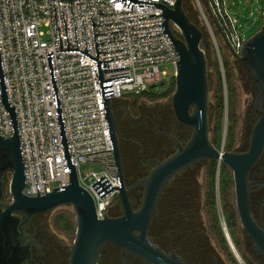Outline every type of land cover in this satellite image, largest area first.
Wrapping results in <instances>:
<instances>
[{
	"label": "built area",
	"instance_id": "obj_1",
	"mask_svg": "<svg viewBox=\"0 0 264 264\" xmlns=\"http://www.w3.org/2000/svg\"><path fill=\"white\" fill-rule=\"evenodd\" d=\"M142 1L172 9L176 0ZM210 8L229 22L231 38L223 27L218 29L239 55L244 42L237 20L223 0H211ZM163 25L162 9L144 5L130 10L121 0H0V56L7 101L15 107L25 196L37 197V190L43 196L69 182L47 58L52 52L78 184L92 196L99 219L103 213L110 215L118 192L101 199L91 186L104 176L112 188H118L104 102L110 99L112 104L123 93L139 96L165 82L167 73L159 70L161 64H170L175 75L179 58ZM172 30L178 37V30ZM12 136L10 115L0 102V137ZM84 165L97 171L81 175ZM218 218L235 258L244 264L231 246L219 212Z\"/></svg>",
	"mask_w": 264,
	"mask_h": 264
},
{
	"label": "water",
	"instance_id": "obj_2",
	"mask_svg": "<svg viewBox=\"0 0 264 264\" xmlns=\"http://www.w3.org/2000/svg\"><path fill=\"white\" fill-rule=\"evenodd\" d=\"M121 1L123 6L130 10L136 9V6L144 8V5H147V8L152 6L162 9L164 32L179 58L174 75L175 90L171 97L172 107L176 119L191 127L193 134L184 148H179L173 156L158 164L141 181L143 194L140 207L135 211L129 198L130 188L126 187L123 179L117 127L111 100L107 99L104 106L111 143L109 148L113 151L118 188H112L104 176L91 186L101 199L117 191L121 215L110 217L103 213L104 217L99 219L95 211L94 200L86 190L79 186L70 159L52 67V52H48L47 58L62 147L69 170V182L67 186L56 188L49 194L38 196L37 190V197H27L23 194L26 177L15 107L9 105L7 101L0 56V102L10 115L13 131L11 138L0 137V264H21L28 258V245L21 244V225L27 219L35 214L46 213L64 206L72 207L76 223L69 264H96L101 249L107 244L120 248L124 255L135 256L146 264H183L177 257L165 255L151 243L148 228L156 214V205L162 190L176 175L202 159L222 161L226 167L235 170L236 205L241 227L251 239L254 254L264 257V232L255 224L251 216L244 183L246 169L245 171L240 170L241 164L245 162L248 167L260 153L264 133V114L254 133L258 139L253 138V146L249 154L236 156L216 150L209 141L207 124L209 83L206 54L209 51V44L201 30L187 18L182 8V0H176L172 9L142 0ZM172 27L178 30V37L174 35ZM238 59L253 73L257 82V90L264 96V13L260 30L244 42ZM160 87H165V83L153 85L150 90L158 91ZM190 110L191 113H189ZM6 175H9L8 188L11 198L8 204L3 202ZM19 213L25 215L24 222H21V219L15 215Z\"/></svg>",
	"mask_w": 264,
	"mask_h": 264
},
{
	"label": "flooded vegetation",
	"instance_id": "obj_3",
	"mask_svg": "<svg viewBox=\"0 0 264 264\" xmlns=\"http://www.w3.org/2000/svg\"><path fill=\"white\" fill-rule=\"evenodd\" d=\"M225 46L231 54L228 69L223 65V62L219 65L216 58L211 60V64L206 59L209 91L211 78L225 72L229 75L228 78L231 79V82L234 81L233 85L231 84V89L233 88L235 92L234 87L237 88L245 100L243 107L238 108L237 116L235 115L232 119L226 143L221 144L220 147L214 138V129L209 127L212 114L208 110V136L211 145L216 150L236 156H245L249 154L253 146V138L258 139L254 133L264 114V96L257 90V82L253 73L238 59L239 55L235 54L227 43ZM209 54L210 49L206 56ZM232 79L234 80L232 81ZM167 86L165 83V87H160L158 91L150 90V92L153 97H159L164 94ZM122 100L126 101L127 106H120L113 112V115L121 152L123 179L126 187L130 188L129 198L136 211L141 202L135 204L133 196L138 197L143 194L141 181L158 164L173 156L179 148H184L193 134V129L176 119L172 102L169 107L168 105L161 106L160 99L145 101L143 104L138 102V98H134L132 102L123 98L116 101ZM114 103L115 101L111 107ZM214 164L216 165L213 180L214 192L211 196L210 171ZM243 169L244 171L246 169L244 183L249 210L255 224L264 232V133L259 155L248 167L245 162L241 164L240 170ZM203 170L206 177L205 188L202 191L203 185L199 184L198 176ZM181 175L184 177L178 188L174 189L169 198L162 203L165 189L173 179ZM173 179L162 190L158 198L156 214L148 228V237L151 243L165 255L177 257L183 264H230L233 262V258L231 259L229 254L230 244L224 234H219L218 207L220 205L223 209L227 208L228 193L231 190L232 208L235 216L228 217V219L233 220L234 224L238 222L241 226L236 205L235 170L226 167L222 161L202 159ZM180 191L182 195L185 194L182 197L183 201H179L178 198V202H172L176 196L175 193L179 194ZM115 205L117 210L113 215H109L110 217L121 215V208L117 200ZM50 212L35 214L26 221L24 214H15L21 219V222L25 221L21 225V244L28 245L29 248L28 258L21 264H69L72 246H67L60 235L69 236L73 231L75 234L76 223L74 230L69 216L62 211L57 212L50 220L45 219L44 216ZM203 215L207 216L205 230L203 229ZM153 225L155 226L152 232ZM243 238L247 244L246 251L255 258L264 261V257L254 254L251 248V239L245 231ZM229 240L231 243L233 242L230 234ZM234 241H237L235 237ZM231 252L234 257L232 250ZM221 256L223 260H221ZM96 264L146 263L135 256L124 255L120 248L107 244L101 249Z\"/></svg>",
	"mask_w": 264,
	"mask_h": 264
},
{
	"label": "rangeland",
	"instance_id": "obj_4",
	"mask_svg": "<svg viewBox=\"0 0 264 264\" xmlns=\"http://www.w3.org/2000/svg\"><path fill=\"white\" fill-rule=\"evenodd\" d=\"M226 6L227 11L229 14L237 20V27L238 30L240 31V34L242 36L243 42H245L247 39L251 38L254 34H256L262 24V15L264 13V3L263 0H223ZM187 2V8L191 10L194 14V21L195 25L201 30L205 40L209 44V49H210V54L206 56L207 60L209 61V64H211V60H214L215 58L217 59V62L219 65L222 64L228 69L229 66V61L231 60V54L228 52L225 46V40L222 38L221 35H223L220 32L221 27L226 30L227 37L231 38V35H234V32L231 28H229V31L226 29L229 26V22L227 19L224 17L223 14H218L216 11L217 15H214L212 13V9L210 8V3L211 0H186ZM215 13V12H214ZM221 26V27H220ZM179 35V33H178ZM219 48V49H218ZM159 70L165 71L167 73L166 78H164L165 83L168 85V87H171L172 89L169 90V92H165L163 95L159 97H153V96H147V97H142L140 99V95L137 96L134 93H123L122 98L123 99H129L128 101H134V98H138V102L140 104L145 103V101H151V100H157L160 99V105H168L170 107L171 103V97L174 94V88H175V83H174V69L173 67L168 64L164 63L159 66ZM228 72V71H227ZM227 73H222L221 75L218 74L216 77H212L210 80V91L208 94V110L211 112L212 117L209 120V127L211 129H214L217 122L220 120L222 124V139H221V144L226 143V139L228 136L229 132V127L232 122L233 117L238 113V108L243 107V101L245 100V97L238 91L237 88L234 87L235 92L233 91V88L231 89V84L233 85L234 79H232L233 83L231 82V79L228 78ZM221 79V83L220 80ZM218 84L222 85L221 91H217L216 87ZM229 90L230 93H229ZM217 91V93H216ZM148 91L147 93H149ZM229 94H232V97L234 99L233 105L229 104ZM219 96L221 97V101L219 99ZM221 103V104H220ZM120 106H127L126 101H115V103L112 105V111L115 112L117 108ZM131 106V105H130ZM220 144V145H221ZM92 171H97L96 167H91V166H81L80 168V174L81 175H86ZM222 171V170H221ZM220 171V172H221ZM212 174V172H211ZM183 175L176 177L173 179L168 187L165 189L162 195V203L166 201V199L169 198L170 194L174 191V189L178 188L180 182L183 179ZM197 177V176H196ZM205 175H204V170L201 172V174L198 176V182L199 184L203 185L201 187L202 191L205 188ZM215 177V173H214ZM8 182H9V175H6L5 177V182H4V199L3 202L5 204L10 203L11 198L9 195V188H8ZM218 188V187H217ZM217 194H218V189ZM221 189V186H220ZM176 196L173 198L172 202H178V198L180 199L179 201H183V198L185 194H181V191L179 194L175 193ZM140 194L138 197L133 196V201L135 204H139L141 202V196ZM220 197L222 200V190L220 193ZM229 196V202L227 208H222V206L219 205V214L223 221L225 222L226 229L228 231V234H230L231 240H233L232 244L235 248L236 254L239 256L240 260L243 261L245 264H264V261L260 258H255L254 256L250 255L248 251H246V242L244 241L243 234L244 231L242 227L238 224H234L233 220L230 221L228 217H233L235 216V212L232 208V195H231V190L228 193ZM219 200V201H221ZM218 201V202H219ZM141 204V203H140ZM161 208V207H160ZM66 212L67 215L69 216V219L71 220L73 224V229L75 230V216L72 207L70 206H64L60 207L58 209H55L48 213L44 218L46 219H51L57 212ZM204 222H203V229L207 227V216L203 215L202 216ZM226 220V221H225ZM154 226L152 227V232L154 229ZM207 233V231H205ZM219 234L222 235V227L220 225V230ZM61 238L63 239L64 243L67 246H72L73 241L75 239V234L74 231L70 233L69 236H62L60 235ZM234 237L236 238L237 241H234ZM231 250L229 251V254L231 255V259L233 262L230 264H241L239 261L233 257V254ZM221 260L222 256H221ZM228 264V263H227Z\"/></svg>",
	"mask_w": 264,
	"mask_h": 264
},
{
	"label": "trees",
	"instance_id": "obj_5",
	"mask_svg": "<svg viewBox=\"0 0 264 264\" xmlns=\"http://www.w3.org/2000/svg\"><path fill=\"white\" fill-rule=\"evenodd\" d=\"M182 8H183V10H184L187 18L190 20V22L195 25V21H194L195 18H194V15H193L194 13L191 10H189V8H187V2H186V0H182ZM219 80H220V83H221V79H219ZM171 87H168L165 92H169V90L172 89ZM221 89H222V85L221 84H218L217 87H216V90L219 92V91H221ZM217 91H216V93H217ZM230 91L231 90H229V93H230ZM149 95L150 96H153L151 92H149V93L145 92V93L141 94L140 97L141 98L144 97V96L147 97ZM219 99L221 101V97L220 96H219ZM228 100H229V104L230 105H233L234 99L232 97V94H229ZM222 130H223L222 129V124H221V121L219 120L217 122L215 128H214V132H215L214 133V138H215V140H216V142L218 144V147H220V144H221ZM215 166L216 165L214 164L213 167H212V169H211V171H210V172H212V174H211V196H213V192H214L213 180H214ZM212 199H213V197H212ZM116 210H117V206L114 204V206L110 210V215H113V213H115Z\"/></svg>",
	"mask_w": 264,
	"mask_h": 264
},
{
	"label": "snow or ice",
	"instance_id": "obj_6",
	"mask_svg": "<svg viewBox=\"0 0 264 264\" xmlns=\"http://www.w3.org/2000/svg\"><path fill=\"white\" fill-rule=\"evenodd\" d=\"M119 7V5H117Z\"/></svg>",
	"mask_w": 264,
	"mask_h": 264
},
{
	"label": "bare ground",
	"instance_id": "obj_7",
	"mask_svg": "<svg viewBox=\"0 0 264 264\" xmlns=\"http://www.w3.org/2000/svg\"><path fill=\"white\" fill-rule=\"evenodd\" d=\"M229 243V242H228ZM235 250V249H234Z\"/></svg>",
	"mask_w": 264,
	"mask_h": 264
}]
</instances>
